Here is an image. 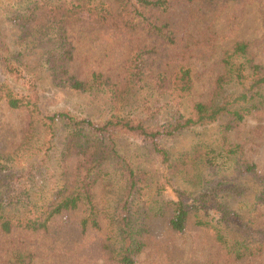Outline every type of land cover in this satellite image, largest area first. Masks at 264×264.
<instances>
[{"label":"trees","instance_id":"16d2710c","mask_svg":"<svg viewBox=\"0 0 264 264\" xmlns=\"http://www.w3.org/2000/svg\"><path fill=\"white\" fill-rule=\"evenodd\" d=\"M201 1L212 4L222 0ZM7 2L0 4V19L18 31L22 48L17 52L0 50V103L4 102L11 110L28 112L30 123L43 135V149L49 157L53 153L62 163L71 157L83 159L75 171L72 190L66 193L69 186L58 184L46 197L43 192L48 177L44 172L36 175L32 169L14 170L9 164L0 163L2 232L10 233L13 228L46 230L53 218L79 208L84 213L81 230L99 229L100 214L93 190L103 175V168L110 165L122 185L121 198L107 216L116 238L113 239L118 244L110 260L115 264H134L136 256L146 248V241L145 228L136 223L133 208L152 192L161 196L165 185L159 180L149 181L147 172L140 168V160L133 163L130 156L118 152V141L128 136L138 140L142 149L164 165L162 177L174 195L171 200L153 201L154 216H162L167 208L169 228L174 233L183 232L191 223L211 230L215 243L234 261L261 256L264 224H257L256 218L264 204V175L246 159L242 145L231 144L228 138L248 115L264 109V66L254 61L250 44L240 41L223 53V73L215 78L207 101L194 99L191 71L180 67L169 79L159 77L154 85L153 100L150 97L142 105L137 103L130 108L146 107L145 114L111 109L98 122L71 112L43 116L38 107L37 86L42 72L49 74L55 87L81 94L109 95L113 108L120 104L124 110L127 102L120 95L126 89L113 84L102 73L92 72L81 81L69 72L67 64L73 59V49L65 16L86 10L101 23L116 18L117 22H112L124 29L140 27L172 45L174 33L159 18V14L167 11L168 0H32L3 10ZM28 56L34 61L31 65L26 62ZM135 63L130 68L132 73L139 67L138 58ZM156 114L163 116L156 117ZM214 125L218 132L211 143L196 144L190 152L176 155L167 147L168 142L175 141L183 132ZM59 134L62 137L57 142ZM185 166H193L191 172H187ZM225 171L230 174H221ZM182 178L196 184L194 193L173 181ZM248 178L254 179L258 188L252 196L250 211L241 213L231 208L228 201L245 199L248 189L244 182ZM35 195H42L45 202L36 203ZM8 211H23V216L19 219L5 217Z\"/></svg>","mask_w":264,"mask_h":264},{"label":"rangeland","instance_id":"374dc122","mask_svg":"<svg viewBox=\"0 0 264 264\" xmlns=\"http://www.w3.org/2000/svg\"><path fill=\"white\" fill-rule=\"evenodd\" d=\"M2 1H8L3 10H10L32 0H0V4ZM64 18L73 49V59L67 64L69 72L81 81H85L92 72L102 73L113 84L126 89L120 95L127 102L124 110L120 104L113 108L109 95L81 94L55 87L49 74L42 72L37 86L40 97L38 107L43 116L71 112L98 122L111 109L114 112L130 110L145 114L146 107L141 106L137 110L130 108L137 103L142 105L150 97L153 100L156 95L154 85L159 77L169 79L180 67L191 71L194 99L207 101L215 78L223 73V53L240 41L250 44L254 61L264 66V0H222L212 4L201 0H168L167 11L159 14V18L174 33L175 43L172 45L163 43L140 27L124 29L115 23L116 18L101 23L96 15L88 14L86 10L76 11ZM21 48L18 31L0 19V50L17 52ZM137 58L139 67L132 73L130 68L135 66ZM26 62L28 65L34 63L30 56ZM217 132V125L186 131L175 141L168 142L167 147L174 155L190 152L196 144L213 142ZM61 137L59 134L57 142ZM228 138L231 144L242 145L246 159L253 162L258 172L264 175V109L248 115L229 133ZM117 144L120 154L130 156L133 163L137 160L142 162L140 168L147 172L149 181L159 180L162 186L165 185L161 196L152 192L145 199L141 198L133 208V218L145 228L146 241V248L136 256L134 264H264V250L258 257L232 260L215 243L211 230L192 223L183 232H172L167 208L162 216L153 215L154 200L174 199L171 188L162 177L165 174L164 165L150 156L132 137H121ZM43 146V135L38 127L30 123L28 112L11 110L1 102L0 163L9 164L14 170L32 169L36 175L44 172L48 177L43 192L45 197L58 184L68 185L66 193L70 192L75 171L83 158L71 157L62 163L53 153H49V157ZM191 167L185 166V170L191 172ZM221 174L228 175L230 171ZM182 180L173 181L187 192L194 193L196 184L189 178ZM120 182L111 166L106 165L93 190L100 214L99 229L89 227L84 232L81 230L80 222L84 217L82 208L53 218L46 230L13 228L10 233H4L0 229V264H115L110 257L118 244L113 239L115 236L111 233L107 216L121 198ZM244 184L248 189L245 199L228 201L231 208L241 213L250 211L252 196L258 188L252 178L246 179ZM33 198L36 203L45 202L42 195ZM22 212L8 211L5 217L19 219L23 216ZM256 223L264 224V204L260 206ZM21 258H24L23 262Z\"/></svg>","mask_w":264,"mask_h":264}]
</instances>
